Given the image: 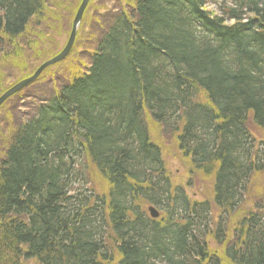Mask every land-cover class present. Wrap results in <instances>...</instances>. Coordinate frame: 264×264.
Instances as JSON below:
<instances>
[{
  "label": "trees",
  "instance_id": "1",
  "mask_svg": "<svg viewBox=\"0 0 264 264\" xmlns=\"http://www.w3.org/2000/svg\"><path fill=\"white\" fill-rule=\"evenodd\" d=\"M73 1L0 0V47L19 54L32 34L44 54L41 26L71 20ZM118 1L97 9L109 19L89 62L13 129L0 264H222L212 241L231 264H264V194L245 208L264 174L248 130L251 120L264 135V0ZM144 115L175 142L188 188L210 180L203 201L172 183Z\"/></svg>",
  "mask_w": 264,
  "mask_h": 264
},
{
  "label": "rangeland",
  "instance_id": "2",
  "mask_svg": "<svg viewBox=\"0 0 264 264\" xmlns=\"http://www.w3.org/2000/svg\"><path fill=\"white\" fill-rule=\"evenodd\" d=\"M117 1L118 0H92L89 4L90 6L88 7L89 12L87 14L85 24L83 25L84 27L81 32V36L77 41H75L71 51L72 53L68 56V58H66L63 62L48 68L49 72L47 74L44 73L43 76L38 78L37 82L24 89L18 95L12 97L2 106L0 109V161L4 159V152L9 144L13 129L17 126V124L20 123L21 120H26V118L32 115L37 103L44 99H49L54 95V93H56V91L69 83V71L71 73V69L68 68L71 65L76 66V64L79 63L78 60L85 59L87 60L86 63L89 62V56L91 54L90 49H93L94 41L97 38L96 31L98 27V19L99 16L104 15H101L97 9H113V7H116L115 4ZM68 2L74 1L68 0ZM79 6L80 4L78 5L77 10ZM212 8L214 9V7ZM76 12L74 10L70 13L71 20L68 19L66 21L62 20V18H56L55 20H52L55 22V25L52 24L51 26L44 28L43 26H45V23L43 26H41L40 29L43 30L45 35V37L42 38V45L45 49H42L44 54L40 55L35 49L33 52H35L34 54L37 55L32 54V34L27 41L29 46H26V44L22 43L20 47L21 52L24 48L23 52L25 54L23 59L21 57V59L16 57L21 52H19V54L15 52H6L4 48L0 47V97L3 96L5 91L10 89L11 86L29 76L31 77L34 75V73L42 64L58 56L64 50L72 31ZM67 14L68 13L65 12L64 16ZM104 16V23H107L109 15L106 14ZM91 27L92 29L90 30ZM34 29H37V26H34ZM144 119L146 123L148 122V125L151 128V132L154 136L153 139L162 145L167 169L171 176L172 183L176 186H185L186 192L190 199L203 201L205 192L208 190V187L211 186L210 180L194 175V178L196 177V181L193 186L188 188L186 167L184 166V162L177 151L175 142L169 135L165 134L161 127L155 126V124L150 119H148L147 115H144ZM248 130L255 138L254 143L256 147L260 150L264 149V135L251 120L248 122ZM85 173L89 182V187L93 188L95 191H101L102 182L98 180L100 178H97L96 175L91 174L87 170H85ZM254 185H256L255 188ZM89 187L87 186V188ZM249 191H251V194L247 197L245 208L251 206L252 200L254 199L256 193L261 196L264 194V174L258 175L256 178L254 177L252 180L251 189L249 188ZM213 213L214 219H216L219 211L215 207H213ZM210 247L219 255L222 264H231L226 260L222 249L219 248L215 242L212 241ZM20 264L38 263L36 261H21Z\"/></svg>",
  "mask_w": 264,
  "mask_h": 264
},
{
  "label": "water",
  "instance_id": "3",
  "mask_svg": "<svg viewBox=\"0 0 264 264\" xmlns=\"http://www.w3.org/2000/svg\"><path fill=\"white\" fill-rule=\"evenodd\" d=\"M89 2L90 0H83L80 7L78 8L77 14L73 21L72 31H71L69 40L64 50L58 56L44 63L42 66H40V68L35 72V74L32 77L19 82L16 86H14L9 91H7L3 96H1L0 97V107L9 98L16 95L17 93H19L20 91H22L23 89L31 85L33 82H35L40 77V75L43 73V71H45L48 67L56 65L64 61L69 56L74 46L76 37L78 35L79 28L82 24L84 13L88 7ZM150 214L153 219H156L159 217V214L153 208L150 209Z\"/></svg>",
  "mask_w": 264,
  "mask_h": 264
},
{
  "label": "bare ground",
  "instance_id": "4",
  "mask_svg": "<svg viewBox=\"0 0 264 264\" xmlns=\"http://www.w3.org/2000/svg\"><path fill=\"white\" fill-rule=\"evenodd\" d=\"M55 58V57H54ZM53 59V58H52ZM51 60V59H50Z\"/></svg>",
  "mask_w": 264,
  "mask_h": 264
}]
</instances>
